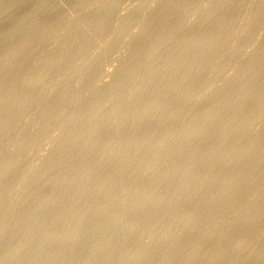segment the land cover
<instances>
[{
    "label": "rangeland",
    "instance_id": "obj_1",
    "mask_svg": "<svg viewBox=\"0 0 264 264\" xmlns=\"http://www.w3.org/2000/svg\"><path fill=\"white\" fill-rule=\"evenodd\" d=\"M113 1L0 0V173L20 161L0 177V194L40 165L26 189L0 202V264H264V0ZM118 29L127 32L120 45ZM215 35L223 39L187 48ZM190 60L207 73L191 69L183 87ZM146 80L153 88L179 81L190 93L157 96ZM135 89L140 97L130 98ZM152 100L168 106L148 113ZM82 113L79 122L72 116ZM47 178L55 183L44 187ZM57 195L37 214L39 201Z\"/></svg>",
    "mask_w": 264,
    "mask_h": 264
},
{
    "label": "bare ground",
    "instance_id": "obj_2",
    "mask_svg": "<svg viewBox=\"0 0 264 264\" xmlns=\"http://www.w3.org/2000/svg\"><path fill=\"white\" fill-rule=\"evenodd\" d=\"M114 1H115V0H114ZM114 1H113V2H114ZM117 1H118V0H117ZM158 1H159V0H158ZM212 1H213V0H212ZM216 1H218V0H216ZM216 1H214V2H216ZM221 1H222V0H221ZM229 1H230V0H229ZM229 1L227 2L228 4H229ZM95 2H96V1H95ZM97 2H99V1H97ZM97 2H96V3H97ZM115 2H116V1H115ZM115 2H114V4H115ZM119 2L121 3L122 1L119 0ZM132 2H133V1H132ZM132 2H131V3H132ZM149 2H151V0H150ZM222 2H225V1L223 0ZM222 2H221V3H222ZM93 3H94V2H93ZM116 3H117V2H116ZM133 3H134V2H133ZM140 3H141V2H140ZM145 3H146V2H145ZM158 3H159V2H158ZM227 3H226V4H227ZM109 4H110V3H108V5H109ZM118 4H119V3H118ZM123 4H124V3H123ZM143 4H144V3H143ZM147 4H148V3H147ZM226 4H225V6H227ZM110 5H111V4H110ZM115 5H116V4H115ZM222 5H223V3H222ZM99 6H100V5H99ZM112 6H113V4L111 5V9H112ZM116 6H117V5H116ZM136 6H137V4H136ZM141 6H142V5H141ZM141 6H138V8L141 7ZM145 6H146V5H145ZM149 6H150V5H149ZM201 6H202V5H201ZM223 6H224V5H223ZM228 6H229V5H228ZM97 7H98V6H97ZM113 7H114V6H113ZM126 7H127V6H126ZM126 7H124V8H126ZM108 8H109V6H108ZM87 9H90V8H87ZM129 9H130V8H129ZM129 9H128V11H129ZM132 9H133V8H131V11L133 12ZM134 9H135V8H134ZM144 9H145V8H144ZM104 10H105V9H104ZM109 11H110V9H109ZM109 11L107 12V10H106V12H105V11H104V12H105V13H109ZM112 11H113V10H112ZM110 13H112V12H110ZM211 13H212V12H210V14H211ZM126 14H127V13H126ZM189 14H190V13H189ZM208 14H209V13H208ZM208 14H206V15H208ZM210 14H209V17H208V16H205V18H206V19H207V18H212L211 15H212L213 13H212L211 15H210ZM184 15L186 16V14H184ZM184 15H183V18H184ZM213 15H214V14H213ZM104 16H105V18H106V15H104ZM123 16H124V15H123ZM144 16H145V15H144ZM189 16H190V15H189ZM191 16H192V15H191ZM191 16H190V17H191ZM210 16H211V17H210ZM102 17H103V16H102ZM225 18H226V17H225ZM145 19H146V18H145ZM185 19H186V18H185ZM185 19H184L183 22H185ZM203 19H204V18H203ZM222 19H223V18L220 19L221 21L219 20V21H220L219 24H222V23H221V22H222ZM226 19H227V18H226ZM99 20H102V19H99ZM187 20H188V18L186 19V23H187V25H188ZM190 20H191V19H190ZM204 20H205V19H204ZM204 20L202 21V24L205 23ZM208 20H209V19H208ZM208 20H207V21H208ZM210 20H211V19H210ZM97 21H98V20H97ZM103 21H104V20H103ZM149 21H152V20H150V19L148 18V19H146L145 21H142V22H144V23H143V27H144V25H145L147 22L149 23ZM188 21H189V20H188ZM219 21H218V22H219ZM190 22H191V21H190ZM193 22H195V20H194ZM196 22H197V20H196ZM27 23H29V22H27ZM97 23H99V22H97ZM104 23H105V22H104ZM104 23H103V22H102V24L99 23L100 25L94 23L93 25L96 24L97 26H100V28H101V26H103V28H104V25H105ZM186 23H185V25H186ZM191 23H192V22H191ZM191 23H189V25H190ZM22 24H23V23H22ZM24 24H25V22H24ZM181 24H182V22H181ZM181 24H180V25H181ZM192 24H194V23H192ZM91 25H92V24H91ZM106 25H107V24H106ZM106 25H105V26H106ZM180 25H179V26H180ZM203 25H204V24H203ZM19 26H20V25H19ZM125 26H126V24H125ZM127 26L129 27V24H128ZM127 26H126V27H127ZM134 26H135V25H134ZM141 26H142V25H141ZM145 26L147 27V25H145ZM179 26H178L177 28H179ZM181 26H184V25H181ZM21 27H23V25H22ZM41 27H42V26H41ZM132 27H133V26H132ZM19 28H20V27H18L17 30H19ZM42 28H43V27H42ZM121 28H122V27H121ZM140 28H141L140 30L142 31V34H143L142 27H140ZM144 28H145V27H144ZM91 29H92V28H91ZM105 29H106V27H105ZM122 29H124V28H122ZM122 29H120L121 32H120V30L118 29L119 32L116 34V35H117V36H116V39H117V40L115 39L116 42L119 41V42H118L119 45H120V41L123 42V39H124V38H121V36H126L125 34L127 33V32H125L126 29H125L124 32H122ZM129 29H130V27H129ZM129 29H128V31H129ZM133 29H134V28H133ZM17 30H14V33H13V31H12L13 34L10 33L9 36L6 37V38H9V39L11 40V37H12V39H13V37H14L15 34H16L15 32H17ZM92 30H93V29H92ZM97 30H98V29H97ZM171 30H173V29H170V32H169V30H167V32L165 31L166 33H164V34L161 36V39L165 38L168 32L171 33ZM174 30H175V28H174ZM174 30H173V31H174ZM176 30H177V29H176ZM136 31H137V30H136ZM136 31L133 32L134 35H137V34L140 35V34H141V32H140L139 30H138V33H136ZM243 31H244V30H241L239 33H242ZM18 32H19V31H18ZM18 32H17V33H18ZM139 32H140V33H139ZM110 33H111V32H110ZM114 33H115V31H114ZM169 33H168V34H169ZM236 33H237V32H236ZM236 33H235V34H236ZM16 35H17V34H16ZM109 35H110V34H109ZM130 35L132 36V34H130ZM221 35L224 36V35H226V34H221ZM237 35H238V34H237ZM74 36H75V35H74ZM74 36H73V37H74ZM110 36H111V35H110ZM113 36H114V35H113ZM128 36H129V35H128ZM167 36H168V35H167ZM218 36H219V35H218ZM223 36H219V38H218L217 35H215L216 38L214 37L213 39H211V38H207V39H206V38H204L203 36H201L200 38L197 37L196 39H195V37H194V39L191 38V39H193V40H192V41H189V42H188L187 40H185V41L188 42V43H187V48H191V47L194 48L195 46L197 47V46H199V45H201V44H204V43H206V42L217 43V41H219V39H220V41H221V37H222V39H223ZM226 36H227V35H226ZM226 36H224V38H227ZM58 38H59V37H57V39H58ZM70 38H72V37H70ZM113 38H114V37H113ZM166 38H167V37H166ZM166 38L163 39V40H166ZM44 39H45V38H44ZM44 39H43V40H44ZM67 39H69V38H67ZM88 39H89V38H88ZM125 39H126V40H125V43H126V41H127V37H126ZM128 39H129V38H128ZM6 40H7V39H6ZM45 40H46V39H45ZM55 40H56V39H55ZM59 40H60V39H59ZM59 40H58V41H59ZM70 40H71V39H70ZM188 40H189V39H188ZM58 41H57V42H58ZM60 41H61V40H60ZM72 41H73V39H72ZM85 41H86V39H85ZM85 41H84V42H85ZM181 41H182V40H181ZM181 41H179V42H181ZM185 41H184V42H185ZM88 42H89V41H88ZM93 42H94V41H93ZM95 42H97V41H95ZM59 43H60V42H59ZM61 43H63V42H61ZM82 44L87 45L88 43L86 44V42H85V43H82ZM89 44H90V43H89ZM155 44L157 45V43H155ZM182 44H183V42H182ZM113 45H114V46L111 45L113 49L109 47V51H111V50L114 51V49L116 48L115 45L117 46V44H113ZM81 46H82V45H81ZM87 46H88V45H87ZM87 46H86V48H87ZM108 46H110V44H109ZM108 46H106V47H108ZM106 47L104 48V49H105L104 51L109 52V51H107ZM119 47H120V46H119ZM119 47H118V48H119ZM185 47H186V46H185ZM84 48H85V47H84ZM151 48L155 49L156 46L151 47ZM92 49H93V48H92ZM233 49H234V48H233ZM233 49H232V50H233ZM79 50H80V49H79ZM81 50H82V49H81ZM93 50H94V49H93ZM117 50H119V49H117ZM188 50H189V49H188ZM232 50H231V51H232ZM236 50H237V48L235 49V52H236ZM241 50H242V48H240V52H241ZM102 51H103V50H102ZM104 51H103V52H104ZM231 51H230V53H232ZM242 51H243V50H242ZM247 51H248V50H247ZM78 52H79V51H78ZM83 52H84V51H83ZM89 52H90V51H89ZM89 52H88V53H89ZM103 52H102V53H103ZM235 52H234V53H235ZM249 52H251V51H249ZM76 53H77V52H76ZM76 53H75V54H76ZM100 53H101V52H100ZM136 53H137V54L133 53V55H130L129 57H126L125 61L127 62V61H129V60H137V59L140 58L141 55L143 54V52H141L140 54H139V52H136ZM209 53H211V52H209ZM209 53H208V54H209ZM214 53H215V52H214ZM216 53H217V52H216ZM237 53H238V50H237ZM75 54H74V55H75ZM78 54H79V53H78ZM78 54H76V56H77ZM204 54H205V53H204ZM206 54H207V53H206ZM211 54H213V53H211ZM217 54H218V53H217ZM235 54H236V53H235ZM240 54H241V53H240ZM246 54H247V53H246ZM251 54L254 55V53H251ZM19 55H20V53H19ZM69 55H70V54H69ZM69 55H68V56H69ZM209 55H210V54H209ZM214 55H215V54H214ZM263 55H264V54H263ZM15 56H16L15 58H18V57H17L18 54H16ZM206 56H207V55H206ZM206 56H205V55L203 56V54H202V58H203V57H205V58H203V60L201 59V60H202L201 63H202L205 59H208V58H209L208 56H207L208 58H206ZM210 56H212V55H210ZM216 56H217V55H216ZM13 57H14V56H13ZM20 57H21V55H20ZM72 57H73V56H72ZM74 57H75V56H74ZM15 58H14V59H15ZM14 59H13V60H14ZM174 59H175V58H174ZM180 59H181V58H180ZM15 60H16V59H15ZM178 60H179V58H178ZM52 61H53V60H52ZM55 61H56L57 64H58V61H57L56 59H55ZM170 61H171V62L174 61V62H172V65H173V64L175 65V63L177 62V59H176V60H173V59H172V60H170ZM191 61H192V60H190L189 63H190ZM194 61H195V60H194ZM194 61H193L192 63H190L192 66H188L189 69H190V70H189V71H190L189 75L187 76V74H186V72H185V75H184L185 77L183 78V80H182V78L179 79L180 81H182V84L184 83V86H183V87H185V85L187 84V82H189V78L192 77V74H193V73H191V69H194V67H196L195 65H196L197 63H199V62H195V64H194ZM56 62H55V63H56ZM96 62H97V61H96ZM96 62L94 61L93 63L88 64L89 66L86 67L87 69L84 70V71H86V73H91V72L93 71V69H95V67H96V64H97ZM171 62H170V63H171ZM181 62H182V60H181V61L179 60V63H178V64H181ZM46 63H49V60H47ZM60 63H61V62L59 61V64H60ZM170 63H167V65H170V66L173 68L174 65L172 66ZM189 63H188V64H189ZM50 64H52V62H50ZM53 64H54V63H53ZM53 64H52V66H53ZM98 64L100 65V63H98ZM43 65H44V63H43ZM163 65H164L165 67L167 66V65H165V64H163ZM163 65H162V66H163ZM97 66H98V65H97ZM164 66H163V67H164ZM44 67H45V65H44ZM46 67H47V64H46ZM48 67H49V66H48ZM50 67H51V66H50ZM167 67H168V66H167ZM167 67H166V68H167ZM199 67H200V65H199ZM160 68H162V67H160ZM166 68H165V70H164L165 72H167V71H166ZM196 68H198V67H196ZM201 68H203V67H201ZM74 69H77V68H74ZM74 69H73V71H75ZM156 69H157V68H156ZM175 69H176V67H175ZM175 69H174V70H175ZM187 69H188V68H187ZM187 69H186V70H187ZM203 69H204V68H203ZM247 69H250V68L245 67V69H241L239 72H242V73H248L249 70H247ZM71 70H72V69H71ZM77 70H78V69H77ZM152 70H153V69H152ZM152 70H149V71H151V73L155 71L154 73L157 72V75H158V73H159V72H162L161 70H163V69H161L160 71H159V68H158V71L155 70V69H154L153 71H152ZM167 70L170 71V72L173 71V70H170L169 67L167 68ZM195 70H196V69H194L193 71H195ZM197 70H198V69H197ZM197 70H196V71H197ZM201 70H202V69H201ZM201 70H198L199 73H200V72H203V73H204V70H203V71H201ZM164 71H163V72H164ZM170 72H169V73H170ZM173 72H174V71H173ZM239 72H238V73H239ZM149 73H150V72H148V74H149ZM154 73H152V74H153L152 76H149V75H148L147 78H149V77H153V76L155 75ZM167 73H168V72H167ZM187 73H188V71H187ZM206 73H207V72H206ZM206 73H204V74H206ZM118 74H119V73L116 72V73L114 74V77H116ZM159 74H160V73H159ZM190 74H191V77H190ZM200 74H202V73H200ZM129 75H130V74H129ZM72 76L74 77V75H72ZM186 76H187V77H186ZM193 76H195V75H193ZM32 77H33V76H32ZM69 77H70V76H69ZM197 77H198V73H197V76L194 77V78L197 79ZM34 78H35V77H34ZM67 78H68V77H67ZM71 78H72V77H70V79H71ZM194 78H193V81H195ZM198 78H199V77H198ZM63 79H64V78H63ZM149 79H151V78H149ZM199 79H200V78H199ZM228 79H230V78H228ZM32 80H33V79H32ZM34 80H35V79H34ZM59 80H60V79H59ZM66 81H68V80L66 79ZM143 81H144V80H143ZM143 81H142V82H143ZM146 81H147V86L150 87L152 83L148 82L149 80H146ZM64 82H65V79H64ZM64 82H61V84H62V83L64 84ZM68 82H69V81H68ZM74 82H75V81H74ZM168 82H169V81H164V80L162 81V80H161L160 82L157 83L156 88H153V86H151V87L153 88V89H152V90H153V94H156L157 96H159L160 94L165 93V94H167L168 98H169V97H174V96H175V93H176V91H177V89H178V87H179V85H178V87H177V86H175V84H180V82L178 81V83H175V84H173V83L171 84V83H168ZM190 82H192V79H191ZM253 82H254V80H253ZM65 83H67V82H65ZM69 83H72V81H70ZM61 84H58V85H60L59 87H61V86L63 85V84H62V85H61ZM67 84H68V83H67ZM67 84H64L65 86H64V85H63V86L66 88V87H68V86H66ZM104 84H105V82H104V83H100L99 85L97 84V86L95 85L96 87H95V89H93L92 92H95V91L99 90L100 88L103 87ZM142 85H143V84H142ZM149 85H150V86H149ZM54 86H55V85H54ZM69 86H70V85H69ZM154 86H155V85H154ZM186 86H187V85H186ZM137 87H139L138 84H137ZM143 87H145V86L143 85ZM183 87H182V88H183ZM62 88H63V87H62ZM139 88H140V87H139ZM139 88H138V90H139ZM179 88H180L181 90H178V92L181 91L180 94L183 93L182 90H185V89H182L181 86H180ZM90 89H91V88H90ZM142 89L145 90L146 87H145V89H144V88H142ZM206 89H207V88H206ZM135 90H137V89H135ZM138 90H137V91H138ZM146 90H147V89H146ZM174 90H175V91H174ZM211 90H212V89H211ZM211 90H210V91H211ZM215 90H216V87H215ZM218 90H219V89H218ZM90 91H91V90H90ZM90 91H89V92H90ZM116 91H117V90H116ZM127 91H128V90H127ZM141 91H142V90L140 89V91H138V92H136V91H134V92H129L130 95H131L130 98L138 97L139 94H141ZM161 91H162V92H161ZM205 91H206V90H205ZM210 91H209V92H206V93H203V94H201V95H199V96L201 97V96H203L204 94L206 95V94H208V93H211ZM92 92H90V93H92ZM139 92H140V93H139ZM173 92H175V93H173ZM186 92H187V91H186ZM201 92H202V91H201ZM121 93H122V90H121L120 94H118V91H117L116 94L121 95ZM184 93H185V91H184ZM184 93L182 94V97H183L185 94L190 93V92H187V93H185V94H184ZM212 93H215V91L212 92ZM127 94H128V93L123 94V97H124V96H127ZM143 94H144V93H143ZM180 94H176V96L178 95V96L180 97V96H181ZM195 94H196V93H195ZM197 94H199V93H197ZM241 94H242V93H241ZM11 95H12V94H11ZM11 95H10V96H11ZM192 95H193V94L191 93V95L189 94L188 96L191 97ZM34 96H35V95H34ZM38 96H39V95H38ZM76 96H77V95H76ZM76 96H75V97L73 96V97H74V98H78V97H79V96H77V97H76ZM141 96H142V95H141ZM178 96H177V97H178ZM73 97H71V99H72ZM139 97H140V96H139ZM179 97H178V98H179ZM196 97L198 98V95H196ZM251 97H252V96H250V95H248V96H242V97L239 98V102H242V101H248V100L251 99ZM35 98H36V97H35ZM80 98H81V97H80ZM124 98H125V97H124ZM128 98H129V94H128ZM130 98H129V99H130ZM184 98H185V96L183 97V99H184ZM186 98H187V97H186ZM192 98H194V97H192ZM248 98H250V99H248ZM31 99H32V98H31ZM31 99H29L28 102H29ZM59 99H60V98H59V96H58V98L55 100V103H57V102L59 101ZM179 99H180V98H179ZM187 99L189 100V97H188ZM0 100H1V99H0ZM72 100H75V99H72ZM72 100L70 101V103L73 102ZM181 100H182V99H181ZM77 101H78V99H77ZM122 101H123V100H122ZM185 101H186V99H185ZM31 102H32V100H31ZM31 102H29L30 105H31ZM124 102H125V101H124ZM127 102H128V101H127ZM185 103H186V102H185ZM25 106H27V102H26L25 105H23V108H24ZM167 106H168V105H167V101L152 100L151 102H150V101L146 102V103L143 105V109L147 111L149 108H152V109H155V111H156V110L159 111V113H160V110H161V109L164 110L163 108H166ZM27 107H29V106H27ZM116 107H117V106H116ZM120 108H121V107H119V106H118L117 108H114V107H113L114 110H118V111H120ZM110 109L113 111V113L116 112V114H117L118 111H114L112 108H110ZM152 109H150V111H151ZM158 109H159V110H158ZM20 110H21V109H20ZM162 110H161V111H162ZM112 111H111V112H112ZM150 111L148 110V113H149ZM157 111H156V114L158 113ZM99 112H100V107L97 108L93 113L89 114V116H91V117H95ZM144 114H145V115H144ZM77 115H78V114H76V115H72V116H73V117L76 116V121L79 122V120H81V118H82V116H83V113H82L81 115H78V116H77ZM155 116H156V117H159V116H157V115H155ZM145 117H146V112H145V111L141 112L138 121L140 122V121H142L143 119H144V120L147 119V117H146V118H145ZM172 117H175V116L173 115ZM72 119H75V118H71V121L69 120L68 122H72V123H74V122H73L74 120H72ZM144 120H143V121H144ZM76 121H75V123H76ZM88 148H89V147H88ZM88 148H87V149H88ZM85 149H86V148H85ZM84 151H85V150H84ZM87 152H88L87 154H91V153H92V152L89 153V151H87ZM43 155H44V154H43ZM46 155H47V154H46ZM46 155H45V158H44V156H42V157L45 159V163L48 162V161L46 160V159H48V157L46 158ZM124 155H125V154H124ZM38 156H40V155H38ZM208 157H210V159L212 158L210 155H209ZM208 157H207V159H209ZM234 157H236V159H238V157H240V154H239V155H236V156H234ZM234 157H233V158H234ZM18 158H19V157H18ZM34 158H36V156H35ZM109 158H111V157H109ZM15 159H17V157H16ZM15 159H13L14 161L11 159L13 162H11V160H9V163H8V161H7V164L4 163V164H6V166H5V168H3V169H5V170H3V169L1 170V173H0V177H1V178H4L3 176L6 177V175L9 173V171H10L13 167H16V166L20 163V161L18 162V161L15 160ZM40 159H41V157H40ZM49 159H50V158H49ZM49 159H48V160H49ZM207 159H206V160H207ZM19 160H20V159H19ZM21 160H22V158H21ZM33 160H34V159H33ZM35 160H36V159H35ZM37 160H38V159H37ZM112 160H113V159H112ZM15 161H17L18 164H16L17 162H15ZM42 161H43L42 163H44V160H43V159H42ZM46 161H47V162H46ZM64 161H67V160H64ZM68 161H69V160H68ZM40 163H41V162H40ZM32 164H33V163H32ZM104 164H105V163H104ZM15 165H16V166H15ZM97 165H98V164H97ZM101 165H102V164H101ZM31 166H32V165H31ZM38 166H40V165H36V166L34 165V166H32L31 169H30L31 171L28 172L29 174L27 173V171H26V174H22V176L20 177V181H19L18 185H16L15 187H12V188L9 189L8 191H5V193L0 194V202H1V201H5V200L7 199V196H8V195H11V194L16 193V192H18V191H22V190L26 189V187L29 186V185L27 184V183H29V182H28L29 179H30L31 177H32L31 179H33V177L37 175L36 170L38 169V168H37ZM95 166H96V165H95ZM2 167H4V166L2 165ZM2 167H1V168H2ZM98 167H101V166L99 165V166H97V168H95V167H84V168L80 171V175H81L82 177L86 178V175L88 176V174H89V173H92V171H93L94 169H96V170L99 169ZM188 168H189V167H188ZM28 171H29V170H28ZM37 171H38V170H37ZM94 171H95V170H94ZM24 172H25V171H24ZM24 172H23V173H24ZM139 174H140V173H139ZM33 175H34V176H33ZM136 175H137V174H136ZM141 176H143V175H142V172H141ZM37 177H38V176H37ZM37 177L34 178V179H38ZM1 178H0V182H1ZM2 180H3V179H2ZM39 180H40V179H38V181H39ZM38 181L36 180V182H38ZM30 182H31V181H30ZM40 182H41V181H39V183H40ZM31 183H34V182L32 181ZM42 183H43V185L45 184L44 187H49V186L53 185V184L55 183V181L52 180V178H47L46 180H44V182L42 181ZM42 183H41V184H42ZM81 183H82V184L78 185L79 191H80V188L85 187V186H84L85 183H83L82 181H81ZM29 184H30V183H29ZM34 184H35V183H34ZM34 184H32V186H33ZM41 184H40V185H41ZM35 185L37 186V185H39V184L36 183ZM99 185H100V184H99ZM36 186H35V187H36ZM200 186H201V185H200ZM96 187H97V186H96ZM30 188H31V187H30ZM97 188H98V187H97ZM81 191H82V189H81ZM8 197H9V196H8ZM122 198H125V197H122ZM60 199H61V195H57V196H56L54 199H52V200H45V199L42 200V199H41L42 201H39V204H38V206L36 207V208H37V214L39 213V211H40V209H41L42 207L46 206L47 204H55V203H57L58 201H60ZM144 202H145V200H142L141 203H144ZM137 203H139V202H137ZM137 203H136V205H137ZM136 205L132 206L131 208H133V207L135 208ZM139 205H141V204H138V206H139ZM134 208H133V209H134ZM54 222H55V221H54L53 218H52V220L49 222V224H47L44 228H46L48 225H51V224L54 223ZM0 226H1V225H0ZM0 228H3V227H0ZM16 228L18 229L19 226H16ZM16 228H15V226L13 227L14 230H15ZM3 229H4V228H3ZM36 229H38V228H36ZM0 231H2V230L0 229ZM44 242H45V241H42L41 244L44 243ZM27 243H29V240H28V239H27L24 243L20 244V246H18L17 251H21L22 249H24V247H26V244H27ZM240 243H241V242H240ZM242 244H244L243 241H242ZM242 244H239V245H242ZM237 246H238V244H237ZM11 256H12V255H11ZM9 257H10V256H8V258H9ZM8 258H5L4 260H6V259H8Z\"/></svg>",
    "mask_w": 264,
    "mask_h": 264
}]
</instances>
